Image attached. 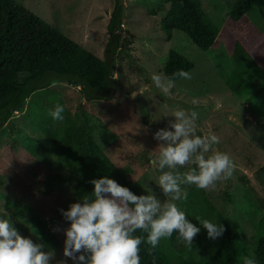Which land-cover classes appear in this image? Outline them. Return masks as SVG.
<instances>
[{
    "label": "rangeland",
    "instance_id": "1",
    "mask_svg": "<svg viewBox=\"0 0 264 264\" xmlns=\"http://www.w3.org/2000/svg\"><path fill=\"white\" fill-rule=\"evenodd\" d=\"M16 1L106 58L107 22L114 0ZM235 1L200 0L220 29L217 43L204 50L183 31L174 29L168 35L163 30L160 20L169 8V0H123L121 33L131 37L127 52L141 72L127 55L109 54L116 86L109 99L86 100L79 86L57 80L34 91L0 127V218L11 219L14 227L21 225V235L35 243H40L38 220L44 223L55 237L42 249L54 251L50 264H74L63 255L64 229L70 222L60 210L67 211L70 204L81 201L74 192V176L64 166L63 152L28 119L32 103L52 109L59 103L65 108L62 121L68 115L77 122L86 121L108 158L120 168H129L127 177L140 184L141 194H148V186L161 201L165 197L157 185L160 172L152 162L160 142L153 138L154 133L174 121V111L195 110L197 135H217L220 143L214 148L229 154L236 168L232 177L218 181L214 190L182 186L188 200L176 203L189 222L201 228L193 241L197 244L194 252H200L203 241L204 257L216 248L211 239H206L207 230L195 219L199 216L215 222L209 203L253 240L258 224L264 222V0H257L237 20L230 16ZM236 41L245 47L255 66L233 57ZM170 49L182 53L194 65L187 71L191 79L175 80L169 97L155 88L151 76L156 73L166 77L163 63ZM234 72L244 79L237 88L227 83ZM58 174L70 180L59 179Z\"/></svg>",
    "mask_w": 264,
    "mask_h": 264
},
{
    "label": "trees",
    "instance_id": "2",
    "mask_svg": "<svg viewBox=\"0 0 264 264\" xmlns=\"http://www.w3.org/2000/svg\"><path fill=\"white\" fill-rule=\"evenodd\" d=\"M123 0H114L107 22L108 39L105 47L106 58L79 44L56 26L46 21L24 4L16 0H0V127L10 118L13 111L22 107L27 98L37 89L46 88L60 80L79 86L82 98L86 100L109 99L116 91L113 83L114 65L108 55L117 52L127 55L129 62L141 72L140 66L127 52L132 43L131 37L123 36ZM170 5L160 20L163 30L171 34L174 29L185 32L201 49H208L217 43L220 29L213 18L204 10L200 0H169ZM257 0H236L230 16L237 20ZM232 55L245 63L255 66L254 60L245 47L236 41ZM194 63L182 53L170 49L163 63V72L171 77L177 70L188 71ZM249 70V68H248ZM178 78H175L177 80ZM244 82L238 73L227 80L232 88ZM113 88L110 92V86ZM57 101L61 98L57 96ZM48 105L32 103L28 119L65 156L64 166L74 176V192L82 202L84 196L91 197L93 179L107 177L119 185L127 187L133 194L140 196V184L127 177L128 167L116 166L93 138L88 123L77 122L70 115L64 121L53 120L47 115ZM68 181L70 177L57 175ZM216 216L214 223L222 224L226 231L222 237L212 240L216 246L208 257H204L206 241L200 252H194L197 246L193 242L191 249L178 243L173 237L161 239L152 255L146 243L147 233L137 230L135 235L144 237L140 246L141 264H243V257L252 256L257 264H264V222L258 224L251 240L244 234L242 227L234 226L209 203ZM40 243L47 246L54 241V235L38 220ZM23 232L21 225L15 227ZM207 236V233H206ZM206 239H209L208 236Z\"/></svg>",
    "mask_w": 264,
    "mask_h": 264
},
{
    "label": "clouds",
    "instance_id": "3",
    "mask_svg": "<svg viewBox=\"0 0 264 264\" xmlns=\"http://www.w3.org/2000/svg\"><path fill=\"white\" fill-rule=\"evenodd\" d=\"M175 78L191 79V74L183 69L171 77L154 73L151 81L155 88L170 97ZM64 111V106L58 103L47 115L62 121ZM171 116L174 121H169L168 127L159 129L153 137L160 142L153 151L156 154L152 162L160 172L157 185L165 199L157 198L148 186L147 195L137 196L113 179L91 180L94 186L91 197L84 196L82 202L70 204L67 211L60 210L70 222L64 229V257L72 259L74 264H141L140 246L145 240L135 235L137 230L147 233L146 243L151 246L149 255L161 239L173 237L174 232L178 243L192 248L201 228L189 222L185 211L176 203L188 200V192L182 186L214 190L218 181L232 177L236 165L229 154L214 148L220 143L217 135L212 132L197 135L195 110H176ZM188 165L194 167L180 171ZM4 213L7 215L6 209ZM195 219L207 230L209 239L216 240L226 231L220 223L199 216ZM43 248V244L23 237L11 219L0 218V264H50L54 251L46 252ZM243 264H257V261L245 256Z\"/></svg>",
    "mask_w": 264,
    "mask_h": 264
}]
</instances>
